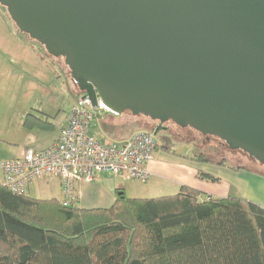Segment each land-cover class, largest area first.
I'll use <instances>...</instances> for the list:
<instances>
[{
	"label": "water",
	"instance_id": "95a60500",
	"mask_svg": "<svg viewBox=\"0 0 264 264\" xmlns=\"http://www.w3.org/2000/svg\"><path fill=\"white\" fill-rule=\"evenodd\" d=\"M0 6L19 33L63 58L93 108L98 98L113 115H143L160 128L171 122L189 135L190 126L203 144L217 137V147L264 165V0Z\"/></svg>",
	"mask_w": 264,
	"mask_h": 264
},
{
	"label": "trees",
	"instance_id": "16d2710c",
	"mask_svg": "<svg viewBox=\"0 0 264 264\" xmlns=\"http://www.w3.org/2000/svg\"><path fill=\"white\" fill-rule=\"evenodd\" d=\"M160 149L199 164L242 169L204 152ZM198 177L218 181L202 172ZM115 195L110 208L86 210L77 200L65 206L17 196L0 183V264H264V209L252 202L205 198L186 186L151 199L127 198L122 189Z\"/></svg>",
	"mask_w": 264,
	"mask_h": 264
},
{
	"label": "crops",
	"instance_id": "0c3cea01",
	"mask_svg": "<svg viewBox=\"0 0 264 264\" xmlns=\"http://www.w3.org/2000/svg\"><path fill=\"white\" fill-rule=\"evenodd\" d=\"M5 16L7 14L0 10V161L19 158L28 148L43 150L54 144L67 124L75 102L74 95L78 91L69 79V70L66 72L65 68L50 60L51 56L45 50L20 34L15 26H8ZM55 80L59 83L66 80L68 88L67 94L63 91L60 101H56L55 92L49 86V82ZM26 118L29 120L27 124ZM149 121L147 118L129 119L124 115L106 113L94 120L91 133L103 143H120L137 131L153 128ZM157 151L158 148L148 165V181L151 182L145 191L149 197L144 198L176 195L181 186H186L203 193L205 198H242L264 209V174L254 172L253 177L241 176L239 170L219 166L214 169H227L229 172H212L210 165L170 156L161 150L160 155L155 156ZM198 172L212 175L218 181L200 179ZM125 181L126 176L99 174L91 182H79L76 186L78 207L86 210L110 208L115 201L116 190L128 192ZM37 182H42L38 200L62 202L63 193L58 179ZM33 184L25 192H31ZM169 189L173 193L165 195Z\"/></svg>",
	"mask_w": 264,
	"mask_h": 264
},
{
	"label": "built area",
	"instance_id": "2783aa9c",
	"mask_svg": "<svg viewBox=\"0 0 264 264\" xmlns=\"http://www.w3.org/2000/svg\"><path fill=\"white\" fill-rule=\"evenodd\" d=\"M82 97L75 100L54 144L43 150L28 148L19 158L0 161L1 184L11 193L23 196L36 181L56 178L61 183V203L70 206L76 200L77 184L91 182L99 174L148 182V165L157 145L155 133L137 131L120 143H103L91 133V125L110 112L98 98V106L93 108Z\"/></svg>",
	"mask_w": 264,
	"mask_h": 264
},
{
	"label": "rangeland",
	"instance_id": "374dc122",
	"mask_svg": "<svg viewBox=\"0 0 264 264\" xmlns=\"http://www.w3.org/2000/svg\"><path fill=\"white\" fill-rule=\"evenodd\" d=\"M0 10L1 12L4 11L2 10L1 6H0ZM4 12L7 14L6 11ZM7 17L5 16L4 17L5 19L3 18L5 23L8 26L9 25L14 26L13 22L9 19L8 15ZM49 59L53 60L55 64L58 63L61 68H65V71L68 69L67 66L64 64L62 57H59V58L49 57ZM61 76H62V72H61ZM49 86H52L51 88L55 92L56 101L58 100L60 101L62 99L63 91L65 94L68 93L66 80H63V82H60V83L56 82V80L53 83L49 82ZM0 110H1V107H0ZM122 115L127 116V118L129 119L134 118L130 116L129 112L128 113L126 112ZM138 118L143 119L145 117L139 116ZM149 122L154 127V130H156V128L159 126L157 122H154V123L151 121ZM161 127L166 128V129H163L160 127L157 128V132L154 136V139L157 143L155 150L157 149V146H159V148L157 151L158 154H155V156L160 155L161 146L168 147L179 155L193 156L194 154L204 152V154L212 161H221L224 159L228 166L236 167V168L241 167L242 169L238 171L241 176L253 177L255 176V173L257 172L264 174V165H259V162L257 160L252 159V158L250 159L237 151L230 152L228 148L217 147L218 143L216 141H212L213 139L224 144V142L220 141L217 137H210V139L208 141L205 140L203 144L202 143L203 139L201 135L199 134V132L192 130L190 126L187 127V129L190 131V135L188 133H184L183 131H181L177 126H175L174 123H171V122H166ZM150 129L151 128L149 127V130ZM214 168L215 166L210 165V171L212 172L214 171L215 172L220 171L223 173L229 172L227 171V169H224L222 171L221 169L216 170ZM150 182L151 181H148L146 184H142L140 182L133 181L127 178V181H125V183L128 187V192L125 194V196L127 198H132V199H151V198H144V197H149L147 196L148 194H145V191H146V188L149 187L148 184ZM0 183H1V179H0ZM41 183L37 182L33 184L31 186L32 187L31 192H25V196L30 197L32 199H37L38 197H40L39 196L40 195L39 186ZM131 191H133L132 194H131ZM172 191L173 190L169 189V190H166V192L164 193L165 195H171V193H173ZM133 195H138L141 197L136 198V196H133Z\"/></svg>",
	"mask_w": 264,
	"mask_h": 264
},
{
	"label": "flooded vegetation",
	"instance_id": "af4514ba",
	"mask_svg": "<svg viewBox=\"0 0 264 264\" xmlns=\"http://www.w3.org/2000/svg\"><path fill=\"white\" fill-rule=\"evenodd\" d=\"M210 137L205 136V139L208 141Z\"/></svg>",
	"mask_w": 264,
	"mask_h": 264
}]
</instances>
